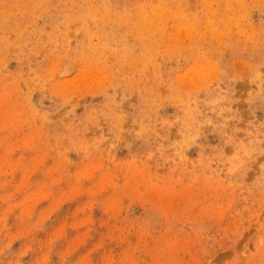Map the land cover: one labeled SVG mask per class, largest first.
Segmentation results:
<instances>
[{
  "label": "rangeland",
  "instance_id": "obj_1",
  "mask_svg": "<svg viewBox=\"0 0 264 264\" xmlns=\"http://www.w3.org/2000/svg\"><path fill=\"white\" fill-rule=\"evenodd\" d=\"M0 264H264V0H0Z\"/></svg>",
  "mask_w": 264,
  "mask_h": 264
}]
</instances>
